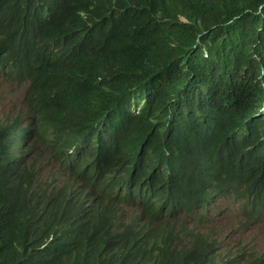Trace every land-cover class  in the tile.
I'll use <instances>...</instances> for the list:
<instances>
[{"label":"clouds","instance_id":"1","mask_svg":"<svg viewBox=\"0 0 264 264\" xmlns=\"http://www.w3.org/2000/svg\"><path fill=\"white\" fill-rule=\"evenodd\" d=\"M39 1H52L60 10L70 0ZM131 2L132 12L159 18V6L147 0ZM121 5L122 0H89L88 8L75 16L73 26L79 33L58 44L46 40L44 49L67 62L81 47L84 29ZM227 38L237 65L230 59L225 67L190 75L180 89L168 92L170 79H150L140 89L117 92L114 114L120 130L104 119L90 122L111 110L97 106L92 113L96 116L89 118L57 98L61 79L37 64L38 44L2 47L0 129H12L13 135L0 158V176L8 189L15 186L22 193L20 218L23 213L33 227L53 223L55 238L73 248L84 245L76 242L83 222L96 218L106 234L101 245L94 246L103 264H174L183 257L179 239H214L228 214L248 216L239 211L246 201L238 194L253 172L264 170V36L251 41L242 54L234 50L230 35L218 41L225 44ZM212 43L205 58L223 53L212 51ZM31 89L43 93L34 104L26 95ZM227 169L237 171L229 194L217 187ZM159 176L166 182H157ZM185 181L204 193L194 206L189 203L195 194ZM259 210L256 229L247 236H263L253 242L263 251L264 203ZM153 249L162 251L157 263L150 255ZM216 250L228 253L230 246L217 245ZM232 250L247 253L234 243Z\"/></svg>","mask_w":264,"mask_h":264},{"label":"trees","instance_id":"2","mask_svg":"<svg viewBox=\"0 0 264 264\" xmlns=\"http://www.w3.org/2000/svg\"><path fill=\"white\" fill-rule=\"evenodd\" d=\"M50 2L0 0V49L6 45L14 48L25 41L38 44L37 64L43 63L48 72L61 79L57 98L89 118L96 116L92 113L97 106L111 110L90 122L104 119L117 130L121 129L114 114L118 108L114 101L117 92L123 89L131 92L133 87L140 89L150 79H170L165 87L167 92L180 89L190 75L206 70L213 73L230 62L233 52L228 46L229 38L225 44L218 41L224 34L232 37L233 48L239 54L251 41L264 36V0H147L149 5L161 8L158 19L132 12L131 0H122L118 10L107 11L84 29L86 36L81 47L63 62L53 56V51L47 52L43 43L48 40L49 44H58L60 39H70L79 33L73 26L75 16L88 8L89 0H70L60 10ZM259 8L263 9L261 14H257ZM178 16L188 22H182ZM211 41L212 51H223L216 59L205 58V49ZM231 62L239 63L236 59ZM237 94L242 96L240 91ZM26 95L33 104L43 97V93H36L34 89ZM59 111L54 112L52 121ZM12 135V129H0V158L10 148L7 144ZM259 172H253L245 190L238 194L246 201L239 211L248 216L228 214L214 239L197 236L179 239L177 248L183 257L174 264H264V250L255 249L253 243L259 240L247 236L251 228L256 229L262 213L256 210L264 203V170ZM236 181L237 171L227 169L217 187L229 194ZM157 182L166 181L159 176ZM184 186L195 194L189 206L204 197L203 191L192 182L185 181ZM15 189V186L8 189L0 176V264H103L94 247L101 245L106 236L103 222L96 218L83 222L76 242L84 245L73 248L65 239L55 238L51 230L53 223L33 227L23 219V213L20 218L24 202L22 193ZM222 197L219 205L223 203ZM233 243L247 253L233 251ZM217 245L230 246V251L221 253L216 250ZM152 246L156 248L159 244ZM150 255L157 263L162 251L153 249Z\"/></svg>","mask_w":264,"mask_h":264},{"label":"rangeland","instance_id":"3","mask_svg":"<svg viewBox=\"0 0 264 264\" xmlns=\"http://www.w3.org/2000/svg\"><path fill=\"white\" fill-rule=\"evenodd\" d=\"M5 94H6V93H5ZM6 96H7V99H8V98H9V95H8V94H6ZM263 235H264V234H263ZM262 237H263V236H262ZM262 237H261V238H262ZM261 238H260L259 240H261Z\"/></svg>","mask_w":264,"mask_h":264}]
</instances>
